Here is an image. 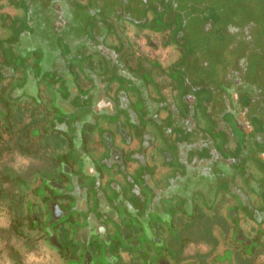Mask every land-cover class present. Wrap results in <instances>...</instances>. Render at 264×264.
I'll return each mask as SVG.
<instances>
[{
	"label": "flooded vegetation",
	"instance_id": "af4514ba",
	"mask_svg": "<svg viewBox=\"0 0 264 264\" xmlns=\"http://www.w3.org/2000/svg\"><path fill=\"white\" fill-rule=\"evenodd\" d=\"M6 2L0 0V199L15 236L26 243L39 236L63 264H264V178L249 179L236 164L242 153L264 161L254 146L264 134L250 121L262 124L264 104L250 96L248 79L223 87L229 100L209 87L199 107L219 138H208L191 121L199 98L178 93L174 76L181 70L189 87L190 61L173 56L159 37L138 33L107 48L97 37L76 41L51 63L13 68L6 55L16 49L10 18L17 8ZM66 4L49 6L55 33ZM74 56L83 71L73 69ZM238 71L247 76L244 67ZM163 121L178 129L174 143Z\"/></svg>",
	"mask_w": 264,
	"mask_h": 264
},
{
	"label": "rangeland",
	"instance_id": "374dc122",
	"mask_svg": "<svg viewBox=\"0 0 264 264\" xmlns=\"http://www.w3.org/2000/svg\"><path fill=\"white\" fill-rule=\"evenodd\" d=\"M7 1V6L13 2L17 8L16 15L10 18L17 33L16 49L13 57L6 55V61L13 68L23 62L34 70L35 66L30 63L35 60L40 64L51 63L55 53L67 54L76 41L83 43L97 37L98 44L107 48L117 41L119 46L135 34L151 32L159 37L158 41H163L161 46L168 44L173 56H186L190 61L189 74L208 81L207 88L199 79L189 78L192 87L189 88V84L185 87L182 71H174L179 81L178 93L192 92L199 98L198 105L193 107L196 110L210 96L208 90L214 89H209L210 86L218 89L217 96L229 100L230 95L224 88L234 82L235 77L240 81L246 77L248 81L244 84L245 88L249 87L250 96L264 104V0H68L70 7L61 14V26L56 33L51 27V19L55 16L49 6L55 9L57 2L65 8L66 0ZM71 62L75 72L83 71L79 57L74 56ZM240 66L244 67L247 76L238 71ZM221 75L226 85L218 80ZM250 82L254 85L250 86ZM261 112L264 116V109ZM191 121L196 122L205 137L215 135L219 138L217 130L212 128L213 118L205 110L196 111ZM250 121L255 133L264 134V120L263 125L254 119ZM146 123L159 144L162 138L158 130ZM163 126L164 131L169 127L170 131L165 134L169 142L174 143V135L181 136L167 121H163ZM254 146L264 151V139L257 135ZM236 164L249 179L264 178V161L242 153ZM256 192L257 188L253 190V197L261 200L262 194L256 195ZM9 218V206L0 199V264H16L8 253L10 248L18 253L22 264H63L54 250L38 239L39 236L26 243L10 232Z\"/></svg>",
	"mask_w": 264,
	"mask_h": 264
},
{
	"label": "trees",
	"instance_id": "16d2710c",
	"mask_svg": "<svg viewBox=\"0 0 264 264\" xmlns=\"http://www.w3.org/2000/svg\"><path fill=\"white\" fill-rule=\"evenodd\" d=\"M9 231L12 232L14 234V230H13V227L11 225H9ZM15 235V234H14ZM180 250V249H179ZM178 250V251H179ZM8 253L10 255V257L16 262V264H22L20 261H19V256H18V253L14 250V249H9L8 250Z\"/></svg>",
	"mask_w": 264,
	"mask_h": 264
}]
</instances>
